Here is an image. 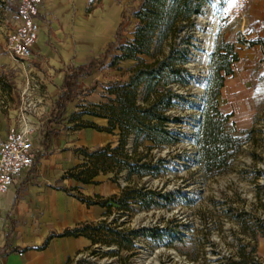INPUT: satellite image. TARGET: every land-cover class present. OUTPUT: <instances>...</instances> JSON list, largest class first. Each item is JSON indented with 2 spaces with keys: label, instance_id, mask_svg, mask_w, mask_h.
Returning a JSON list of instances; mask_svg holds the SVG:
<instances>
[{
  "label": "trees",
  "instance_id": "1",
  "mask_svg": "<svg viewBox=\"0 0 264 264\" xmlns=\"http://www.w3.org/2000/svg\"><path fill=\"white\" fill-rule=\"evenodd\" d=\"M211 0H138L132 9L130 18L123 13L114 40L107 44L102 54L71 70L64 78L61 93L58 95L50 113L53 125L66 113L67 108L82 95L85 90L78 89L79 80L93 76L100 66L116 68L122 62H132L127 69L124 82L109 85L103 100L95 104L75 106L70 117L71 130L93 129L117 136L116 145L111 143L93 150L81 148L77 150L81 163L68 170L64 179L81 185H98L99 176H109L108 180L120 188L118 195L108 199L95 196L94 199L77 194L76 198L88 206L99 205L106 209L104 219L96 223L78 224L73 229H66L56 237H84L90 247L73 259L68 258L64 264H82L80 256L91 251L97 245H115L116 250L107 252L93 251L96 256H117L124 249L129 257L138 254L135 240L138 237L157 242L163 234L157 228L125 229L119 218L110 224L106 218L113 209L124 215L132 205H139L144 210L160 207L162 200H169L170 194H162L134 184L133 179L140 181L144 177H157L163 171L165 160L153 159L150 155L152 147L174 146L179 136L172 132L171 125L179 123L178 118L169 116L168 112L175 108L183 97L172 91L171 86L187 88L190 85V74L187 65L190 62L191 49L195 48L192 31L195 18L200 16L203 8ZM1 3V2H0ZM135 21L131 39L124 35V28L130 21ZM183 34V36H182ZM177 39L179 41L177 42ZM254 43L247 42L248 46ZM234 45L226 43L221 50L215 52L212 77L206 89L204 106L201 109L199 123L195 133L194 144L197 148L195 164L206 175H217L229 167L234 157L239 138L227 131L230 116L218 110L217 98L223 87L225 77L232 75L231 65L238 60ZM108 61V62H107ZM1 74V85L7 93L12 90L10 83ZM85 107V108H83ZM83 109V110H81ZM84 116L104 119L106 127H99L92 122H84ZM251 129L248 134L254 133ZM243 134V132H241ZM132 145L129 148V139ZM149 144V145H146ZM143 147L139 154L138 147ZM253 159L258 155L251 154ZM123 180L124 185L119 181ZM264 189V186L261 187ZM71 190L75 191L76 188ZM255 201L264 212V194H255ZM227 215L234 219L248 243L240 244L236 252V260L229 264H264L256 260L257 237L264 239V221L245 210L235 211L228 208ZM110 225H117L111 228ZM121 228V229H119ZM55 236L51 235L45 245ZM173 241L185 245L183 237ZM128 258V257H126ZM122 262V260H120Z\"/></svg>",
  "mask_w": 264,
  "mask_h": 264
},
{
  "label": "crops",
  "instance_id": "2",
  "mask_svg": "<svg viewBox=\"0 0 264 264\" xmlns=\"http://www.w3.org/2000/svg\"><path fill=\"white\" fill-rule=\"evenodd\" d=\"M102 3L43 0L36 17L39 31L31 58L17 62L1 57V72L12 78L11 91L16 88L14 93L6 92L11 103L17 95L24 104H35L27 106L25 114L11 111L8 103L1 107V141L11 132L30 129L37 158L33 170L23 172L0 197V264H64L68 258H75L90 247L89 240L56 236L78 224L102 221L106 213L99 205L81 203L76 195L92 199L100 196L105 200L120 192L119 186L108 180L109 176H99L98 185L62 180L68 170L81 163L78 149L93 150L109 143L114 146L116 135L93 129L71 130L69 120L78 105L76 100L58 122L47 124L65 76L97 58L114 40L123 12L118 22L116 10L112 14L100 11ZM239 33L240 42L232 43L238 60L231 65L232 75L224 79L217 105L223 115L230 116L229 122L233 119L237 124L238 116L240 129L245 131L253 126L257 93L260 84L264 85V0L249 3ZM248 41L254 44L248 46ZM88 78L79 80L78 89ZM91 119L99 127L107 126L104 119ZM82 132L88 135V143L82 141ZM51 235L55 237L45 245Z\"/></svg>",
  "mask_w": 264,
  "mask_h": 264
},
{
  "label": "rangeland",
  "instance_id": "3",
  "mask_svg": "<svg viewBox=\"0 0 264 264\" xmlns=\"http://www.w3.org/2000/svg\"><path fill=\"white\" fill-rule=\"evenodd\" d=\"M102 1L100 11L112 14L113 10H116L118 22L121 19V12L126 13V17L130 18L132 9L138 5V0ZM0 2L1 78V57L11 58L4 44L17 3L10 0H0ZM232 2L233 0H211L210 4L203 8V10L206 8L210 10H205V14L202 10L201 19L195 18L192 35L196 47L191 49L190 62L187 65L190 85L187 88L171 86L172 91L183 97V100L168 112L169 116L180 120L179 123L171 125V130L179 136V141L174 146L151 148L150 155L153 159L165 160L163 171L159 176L144 177L140 181L133 179L135 185L162 194H170V199L162 200L160 207H152L149 210L134 204L130 212L124 215H120L121 212L113 209L112 214L106 218L107 223L110 224L122 216L118 224L123 223L122 227L125 229L157 228L163 234V238L153 242L147 238L138 237L135 240L138 254L134 257H129V253L124 249L117 256H96L93 255L94 250L101 252L116 250L115 245H97L80 256L82 264H229L230 261L236 260L238 246L248 243L249 239L236 221L229 218L226 210L228 208L235 211L245 210L264 221V212L255 201L257 192L260 195L264 194V189L261 188L264 186V85L260 84L257 93L253 126L245 131L241 130L238 116H236L237 124L232 119L226 125L227 131L239 138L237 143L239 148L231 159L229 167L217 175H206L195 164L197 148L194 139L201 109L204 106L206 89L212 77L213 56L217 50L222 49L224 44L240 42L241 22L234 19L232 15ZM87 5L88 3L85 8ZM134 27L135 21L131 20L123 30L129 40ZM13 61L22 62L16 58ZM132 64V62H122L116 68L100 66L93 77L85 79L79 88V90H85L87 95H82L75 102L86 106L103 100L109 85L126 80L127 69ZM4 78L10 83L9 75H5ZM14 83H16L15 79ZM15 89L11 93H14ZM23 102L16 95V101L11 103L0 81V125L1 107L8 103L9 106H6L11 111L25 114L24 109L28 107ZM219 109L223 110L220 104ZM5 112L7 113V110ZM82 120L91 122L92 119L84 116ZM251 129L255 132L248 134L247 132ZM2 139L4 137L1 135L0 128V142ZM81 139L87 143L90 140L85 132L81 133ZM131 145L132 138L129 139V148ZM143 147H138L139 154L143 152ZM253 153L258 155L257 159L252 158ZM119 183L125 184L123 180ZM116 226L110 225L111 228ZM180 236L183 237L185 245L173 241ZM254 245L256 256L264 262V239L257 237Z\"/></svg>",
  "mask_w": 264,
  "mask_h": 264
},
{
  "label": "built area",
  "instance_id": "4",
  "mask_svg": "<svg viewBox=\"0 0 264 264\" xmlns=\"http://www.w3.org/2000/svg\"><path fill=\"white\" fill-rule=\"evenodd\" d=\"M10 1H16L17 8L10 29L5 35L4 48L12 59L28 60L31 58V48L38 35L39 24L36 17L43 0ZM251 1L233 0L234 19L241 23L245 21L246 9ZM29 85L28 80L25 94L28 93ZM27 106L35 107V104L30 102ZM31 134L30 129L23 128L18 132L9 133L6 139L0 142V197L13 187L15 180L23 172H30L35 167L37 155ZM256 260L259 261L258 257Z\"/></svg>",
  "mask_w": 264,
  "mask_h": 264
},
{
  "label": "bare ground",
  "instance_id": "5",
  "mask_svg": "<svg viewBox=\"0 0 264 264\" xmlns=\"http://www.w3.org/2000/svg\"><path fill=\"white\" fill-rule=\"evenodd\" d=\"M205 10H206V11H209L210 9H209V8H206V9H204V10H203V12H202V13H204V14H205V13H206V11H205ZM197 19H201V17H200V16H197Z\"/></svg>",
  "mask_w": 264,
  "mask_h": 264
}]
</instances>
